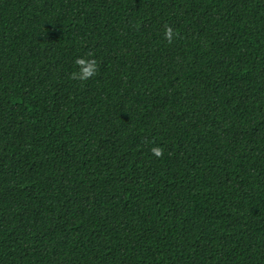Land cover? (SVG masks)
Returning <instances> with one entry per match:
<instances>
[{"label": "trees", "instance_id": "obj_1", "mask_svg": "<svg viewBox=\"0 0 264 264\" xmlns=\"http://www.w3.org/2000/svg\"><path fill=\"white\" fill-rule=\"evenodd\" d=\"M0 264H264V0H0Z\"/></svg>", "mask_w": 264, "mask_h": 264}, {"label": "clouds", "instance_id": "obj_2", "mask_svg": "<svg viewBox=\"0 0 264 264\" xmlns=\"http://www.w3.org/2000/svg\"><path fill=\"white\" fill-rule=\"evenodd\" d=\"M165 38L169 40V42L172 41L173 39V33H172V29L171 28H166L165 30ZM85 61L83 59H78L76 61V63L79 65V64H82L84 63ZM91 68L95 71V68H96V63L95 61H92V64H91ZM75 75V74H74ZM81 78V77H80ZM83 79V78H81ZM153 153L157 156H160L162 154V149L161 148H153L152 149Z\"/></svg>", "mask_w": 264, "mask_h": 264}]
</instances>
